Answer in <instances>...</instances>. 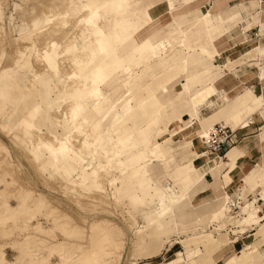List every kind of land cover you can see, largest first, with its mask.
<instances>
[{
	"label": "snow or ice",
	"instance_id": "snow-or-ice-1",
	"mask_svg": "<svg viewBox=\"0 0 264 264\" xmlns=\"http://www.w3.org/2000/svg\"><path fill=\"white\" fill-rule=\"evenodd\" d=\"M109 190L151 232L127 262L90 215ZM0 204V264H149L181 230L196 248L166 264H264V0H0ZM233 230L254 236L239 254Z\"/></svg>",
	"mask_w": 264,
	"mask_h": 264
},
{
	"label": "rangeland",
	"instance_id": "rangeland-1",
	"mask_svg": "<svg viewBox=\"0 0 264 264\" xmlns=\"http://www.w3.org/2000/svg\"><path fill=\"white\" fill-rule=\"evenodd\" d=\"M239 54V53H238ZM183 119H187L188 115H183ZM173 126V125H172ZM25 164V171L27 173V182H26V188L25 190L31 191L34 195L35 194H43L47 198H50V202L47 201V204L53 209V210H59L61 212H64L65 209L69 207V196L66 194L64 190V186L61 185V181L55 180V179H50L46 177L44 174L36 170L35 168H31L27 165V161L23 162ZM54 196V197H53ZM112 197L111 190L108 191V193L105 195L103 194L102 198L105 199V202L100 203V207L93 213H90L91 216H94L95 219L100 218V217H106L108 218L113 224L117 225L120 227L123 231V235H127L130 233L132 235V231L134 229H141L144 228L146 225V221L144 217L141 215L139 217L136 216H130L128 213V209L122 204L118 203L116 200H109V198ZM48 198V199H49ZM56 198V199H55ZM95 199V198H94ZM97 202V199H95ZM11 205H14L15 202H11ZM65 214H67L65 212ZM47 223V221H45ZM175 227V225H173ZM126 230V231H125ZM235 230H233V234ZM175 233V232H173ZM176 234H184V231L181 230L179 233ZM247 234H241L239 235V241L235 243V248L239 249L241 247V240L244 239V237ZM147 234H144L143 236H140V239H147ZM133 237V235H132ZM167 238V237H166ZM195 241H191V244L196 245V239ZM250 240V239H249ZM248 240V243H249ZM174 242L173 240L171 243ZM169 243V244H171ZM250 244V243H249ZM181 246L179 244H176L171 248L170 251H166V249H163L162 253L158 250L156 255H149V256H143L142 259H146L149 257L148 260H144L149 262V264H164V259L169 257L170 255L173 254V252L177 249H180ZM242 246V250H243ZM11 250V249H10ZM131 247L129 248L127 254H126V262L130 261L131 259L128 258V254H130ZM181 251H175L174 255L172 256V260H176L179 258ZM55 261L58 259L57 257H54ZM140 259V258H139ZM53 261V263H55Z\"/></svg>",
	"mask_w": 264,
	"mask_h": 264
},
{
	"label": "bare ground",
	"instance_id": "bare-ground-1",
	"mask_svg": "<svg viewBox=\"0 0 264 264\" xmlns=\"http://www.w3.org/2000/svg\"><path fill=\"white\" fill-rule=\"evenodd\" d=\"M166 87H167V93H166V96H165V100L167 101V100H172V101H174V99H175V97H177L179 94H180V92L177 90V89H175L174 88V86H173V84H172V78H169L168 79V81H167V84H166ZM161 93L162 94H164V89L162 88L161 89ZM184 113H186L187 114V112H184ZM188 115V114H187ZM209 115H211V114H209ZM181 116H182V114H181ZM183 117V116H182ZM181 117V120H184V121H186L187 119H183ZM177 124V123H179V121H171L170 122V124H171V126L173 125V124ZM170 126V127H171ZM158 142H161V141H158ZM162 143V142H161ZM60 183H62L61 185H63V182L61 181ZM64 186V185H63ZM25 191H27V192H31V191H29V190H25ZM32 193V192H31ZM35 196L37 197V198H43V200H45L46 202L48 201V202H50V198L48 199L45 195H43V194H35ZM102 196H103V194L102 193H96L94 196H93V199L95 198V199H97L98 201H102V202H105L106 200L105 199H103L102 198ZM54 197V196H53ZM56 199V198H55ZM94 199V200H95ZM111 199H112V197H110L109 198V200L111 201ZM112 200H114V199H112ZM10 207H12V208H15L16 207V204H14V205H9ZM2 212H3V205L2 204H0V214H2ZM93 221H90V224L92 223ZM95 223H97V224H101V225H105V226H107V227H109V228H114V229H116V230H118L120 233H122V235L124 234L123 233V231H122V229L120 228V227H118L117 225H115V224H113L108 218H106V217H100V218H97V219H95V221H94ZM144 228H145V226H144ZM234 233H236V232H234ZM144 234H147L148 236H147V238H150V236H151V232H149L146 228H145V233ZM132 235H133V237H132ZM132 235H130V233H128L127 235H123V239H122V241H121V244H120V247H119V249L117 250V249H115V248H113L112 249V251H113V253H114V255H112V256H109L108 257V259H114V260H116V261H120V260H123V261H126V254H127V252H128V250H129V248L130 247H132V244H133V241L134 240H136V239H140V232H139V229H134L133 231H132ZM249 239H251V237H248L247 239H245L244 241H243V248H246L247 247V243H248V240ZM90 243V242H89ZM76 247H80V244L79 243H77L76 244ZM174 253L175 252H173V254L172 255H170L169 257H167L166 259H164V264H166V262H168V261H172V256L174 255ZM143 257V256H142ZM142 257H139V258H142ZM58 258V257H57ZM128 258H132V252H131V250H130V254H128ZM53 264H55V263H53Z\"/></svg>",
	"mask_w": 264,
	"mask_h": 264
},
{
	"label": "crops",
	"instance_id": "crops-1",
	"mask_svg": "<svg viewBox=\"0 0 264 264\" xmlns=\"http://www.w3.org/2000/svg\"><path fill=\"white\" fill-rule=\"evenodd\" d=\"M205 11H206V9H205ZM238 54V53H237ZM185 79L186 78H181L180 76H175L174 78H172V84H173V86H174V88L175 89H177L179 92H180V94L177 96V97H179L180 95H181V93H183L184 91H185V87H186V85H185ZM177 97H175V99H174V101H176V98ZM215 101H213V100H210L209 101V103H214ZM208 114H211V112H209ZM183 115H187L186 113H182V116ZM181 115H180V119H181V117H182ZM176 124V123H175ZM175 124H173V126H171V127H169V132H171L172 131V127H174L175 126ZM165 139H168V137H165ZM162 142V141H161ZM255 157H253L251 154L249 155V157H248V160L249 161H252L253 163L255 162ZM243 163V162H242ZM196 167H200V165L199 164H196L195 165ZM239 170L240 169H237L236 171H237V173L239 172ZM209 182H210V180H209ZM195 196H199L200 197V199H204L205 197L203 196V195H201L200 193H196L195 195H194V198H195ZM197 202H199V201H197ZM200 235V233L199 232H189L187 235H185V234H176V233H173V241L174 242H172L171 244H168V246L166 247V248H164V249H166V251H170L171 250V248H173V246L174 245H176V244H179L180 246H181V248L180 249H177V250H175V251H181V252H184V250H185V243L184 242H186V241H195L194 239L196 238V237H198ZM239 235H241V234H232V236H231V240H232V250H233V252H235V253H237V254H239L240 252H241V250H242V246H243V241L245 240V239H247L248 237H251V239L249 240V243L251 244V243H253V241H254V236L253 235H246L245 237H244V239L243 240H241V247L239 248V249H236L235 248V243H237V241H239L238 239H239ZM249 243H247V245L249 244ZM191 246H192V249L193 250H195V248H196V245L193 243V244H191ZM9 252L11 251L10 249L8 250ZM174 251V252H175ZM153 257H156V256H153ZM153 257H149V258H146V259H142V258H140V260H148V259H150V258H153ZM187 257L185 256V259H186ZM53 259V261H55V258L53 257L52 258Z\"/></svg>",
	"mask_w": 264,
	"mask_h": 264
},
{
	"label": "built area",
	"instance_id": "built-area-1",
	"mask_svg": "<svg viewBox=\"0 0 264 264\" xmlns=\"http://www.w3.org/2000/svg\"><path fill=\"white\" fill-rule=\"evenodd\" d=\"M232 131L233 130L231 128H228V131L226 133H224V135L227 136L228 139H232V135H231ZM218 144L220 146H223V139H220L219 142H218ZM213 151L216 152L217 156L220 154V152L217 150V146H214L213 147Z\"/></svg>",
	"mask_w": 264,
	"mask_h": 264
}]
</instances>
